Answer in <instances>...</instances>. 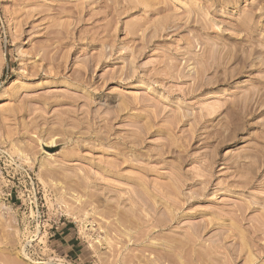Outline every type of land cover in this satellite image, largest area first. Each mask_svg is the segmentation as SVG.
Wrapping results in <instances>:
<instances>
[{"label":"rangeland","instance_id":"374dc122","mask_svg":"<svg viewBox=\"0 0 264 264\" xmlns=\"http://www.w3.org/2000/svg\"><path fill=\"white\" fill-rule=\"evenodd\" d=\"M0 264H264V0H0Z\"/></svg>","mask_w":264,"mask_h":264},{"label":"crops","instance_id":"0c3cea01","mask_svg":"<svg viewBox=\"0 0 264 264\" xmlns=\"http://www.w3.org/2000/svg\"><path fill=\"white\" fill-rule=\"evenodd\" d=\"M66 238V236H64L62 239H65Z\"/></svg>","mask_w":264,"mask_h":264}]
</instances>
